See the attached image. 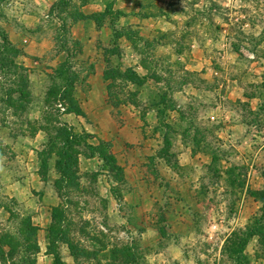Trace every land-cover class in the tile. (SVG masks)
Returning <instances> with one entry per match:
<instances>
[{
  "label": "rangeland",
  "instance_id": "1",
  "mask_svg": "<svg viewBox=\"0 0 264 264\" xmlns=\"http://www.w3.org/2000/svg\"><path fill=\"white\" fill-rule=\"evenodd\" d=\"M22 8L28 12L24 22L35 10L43 17L38 31L33 33L36 35L32 36L35 50L43 53V59L41 64L38 58L33 62L40 66L36 75H43L46 85L35 95L29 91L31 100L42 104L44 128L50 141L59 128V117L68 115L69 111H86L87 104L83 101L86 91L80 84L85 73L91 71L89 57L104 67L105 72L112 69L124 74L126 68L138 64L140 69L136 74L147 79L142 88L120 78L108 83L111 97L108 95V103L105 101L103 107L113 110L119 126L127 122L129 112H137L142 120L150 114L155 116L153 124L145 120L148 127L160 129L165 122L177 126L176 120L183 118L177 108L176 101L182 100L178 93L183 84L192 82L200 97L196 96L194 115L197 117L190 124L196 131L209 134L208 140L203 137L204 140L197 141L203 143L202 148L208 144L211 155L216 157V173L203 182L201 195L192 193L195 187L200 188V182L187 173L186 183L191 185L183 193L187 211L177 204L169 206L170 218L164 215L163 190H159L160 183L153 181V177L152 193L156 196L158 192L159 209L150 215L151 205L136 199L134 203L139 210L133 214L134 210L117 208L109 196L112 187L109 180L106 183L107 180L98 179L99 175L77 170V181L71 188L54 170L55 158H50L48 171H42L40 166L39 175L47 185V195L42 194L46 198L43 204L60 211L63 222L58 230L61 228L68 237L66 244L55 245L59 264H235L233 256L224 252L227 241L233 234L243 238L248 228L259 223L258 236L247 239L245 256L251 264H264V231H261L264 206L259 199L264 192V0H0V22L8 23L6 15L15 18L11 16H16V9ZM79 13L88 14L89 18L104 14L106 18L100 21V27L95 21L83 25L71 18V14L75 17ZM51 42L58 47L62 43L71 53L68 67L73 77H66L67 85L56 83L51 73ZM116 53H122V58L115 59ZM22 62L21 58L17 60L19 66ZM230 76L247 85L248 92L262 100L258 103L261 113L256 116L249 107H233L253 126L246 130V140L242 143L234 140L232 145L221 132L230 111L225 102ZM52 79L55 86L51 88ZM11 82L12 79H5L0 73L3 100H7V91H12ZM188 93L193 91L189 89ZM163 95L170 102L167 120L159 116L160 107L156 106ZM60 104L64 113L58 109ZM205 106L209 109L203 110ZM3 110L0 106L1 116ZM17 118L23 120L25 116ZM3 121L0 117V124ZM142 131L152 134L145 132L144 127ZM168 153L173 156L171 151ZM52 173L56 176L51 177ZM26 209L0 187V235L18 232L20 221L15 222L14 216L28 217L33 224ZM49 230L51 226L38 232L39 254L26 253L27 249L24 247L23 251L21 247L13 259L15 264L27 260L55 264ZM126 250H131L129 260L123 261L119 256L120 260L113 261L112 252ZM78 251H84V257Z\"/></svg>",
  "mask_w": 264,
  "mask_h": 264
},
{
  "label": "crops",
  "instance_id": "2",
  "mask_svg": "<svg viewBox=\"0 0 264 264\" xmlns=\"http://www.w3.org/2000/svg\"><path fill=\"white\" fill-rule=\"evenodd\" d=\"M1 8H5V5ZM16 11V16H11L15 18H10L5 14L8 23L0 22V29L13 46L23 53L20 57L23 60L21 66L29 74V90L35 95L40 89H44L43 87L46 85L44 76L41 74L36 75V69H40V66L37 67V63L33 62L35 58H38L39 60L36 61L41 64L40 59H43V53H37L35 50L36 43L32 39V36L36 35L33 34L34 31H38L42 24L43 17L38 10H35V14L26 20L27 22H24L28 12H25L23 8L19 11L16 9ZM123 14L128 15L125 12ZM84 15L87 16L88 14ZM45 19L47 20V18ZM150 21L152 20L150 19ZM84 23L86 24V22L81 24L84 25ZM78 41L82 43V40ZM1 44L2 40L0 39ZM192 48L194 49V47ZM51 53V73L55 77L56 83H59V85L65 84V77L61 76V70L71 63V53L62 43L58 47L55 42H51ZM118 57L122 58V53L117 54L114 58ZM87 61L91 62L89 65L91 71L85 73L83 82L80 84L86 91V94H83L85 106L87 104L86 111L83 109L82 115L78 116L64 115L61 116L62 119L59 117L60 120L57 126L67 128L76 137L86 135L89 147L99 148L103 144L108 146L110 155L115 158L118 166L123 169L124 182L122 184L115 182L114 178L104 169V162L99 155L88 157L82 152L79 156V171L81 173L98 174V179L103 178L107 180L106 183L109 180L112 185L109 196L119 210L131 209L135 211L133 214H138L139 209H136L134 203L136 199L141 204L151 205L150 215L159 209L158 192L156 196L152 193L151 178L153 177V181H159L160 183L159 190H163L164 215L170 218L168 215L170 211L167 208L176 204L187 211L185 198L183 197L184 191L191 187L190 184L186 183L189 180L187 173L195 177L197 182H200V188L195 187L192 192L197 196L201 195L199 192L203 182L216 173V157L211 155L209 145L205 144L206 149L197 150L191 142L196 137H204L205 140H208L209 134L207 132H197L194 126L191 125L190 131L185 135L187 125L197 117L194 115L195 103L198 102L197 97H200V92L192 85V82L187 83L180 89L178 95L182 97V100L176 101V103L183 119L176 120L177 126L173 131L168 129V122H165L160 129L153 128V126L148 127L145 120L153 124L152 121L155 116L150 114L145 120H142L137 112H129L130 116L126 117L125 120L127 122H124L123 126H119L112 115L113 110L104 109L103 107L105 101L106 104L108 103V83L104 80L105 69L89 57ZM126 69H134L137 72L140 67L138 64H134V66ZM71 75L70 73L69 78L73 77ZM86 75L88 76L86 77ZM227 81L225 102L229 105L230 111L221 132L232 145L235 142L234 140H240L241 143L242 140H246V130L253 126L248 123V119L243 113H237L233 107H236L235 105L249 107L251 113L256 116L257 113H261V106H258V103L262 100L257 95L248 92V86L238 79L231 77ZM257 85L258 83H256ZM54 86L55 82L52 79L51 88ZM77 86L75 85V87ZM189 89L193 91V94L188 93ZM63 90H66V87H63ZM208 109L207 106L203 108V110ZM24 116L25 118L20 120L15 117L13 111H8L2 116L0 114V117L4 120V123L0 124V187L8 190L11 198L22 208H27L25 211L32 217L34 226L44 232L51 226L53 211L56 208L51 207L50 209L43 204L46 198L42 197V194H45L47 185L39 176L41 166L39 154L45 151L49 144V135L44 128L45 116L42 104L31 100V103L27 105ZM167 118L164 119L167 120ZM180 125H182V129L178 128ZM142 127H144L145 132L149 131L150 133L152 131V134L146 135L144 131L142 133ZM167 134L171 139V153L173 156L166 155L162 158L159 153L164 149V138ZM53 136H56V133ZM157 138L163 141H157ZM225 148L230 149L231 147L225 146ZM240 151H242V147ZM54 162L56 161L54 160ZM55 176V173H52L51 177ZM118 193L121 195L117 196V199L113 198ZM137 205L141 206L140 204ZM133 217L136 216L133 215Z\"/></svg>",
  "mask_w": 264,
  "mask_h": 264
},
{
  "label": "trees",
  "instance_id": "3",
  "mask_svg": "<svg viewBox=\"0 0 264 264\" xmlns=\"http://www.w3.org/2000/svg\"><path fill=\"white\" fill-rule=\"evenodd\" d=\"M59 7V6H58ZM55 7L54 8H58ZM122 16V14H121ZM71 18L74 19L75 23L79 22H88V21H95V23L100 27V21H103L106 18V15H102L100 17L98 16H92L87 17L83 14H71ZM0 39L2 40V44L0 45V73L3 78H10L13 82H11L10 87L12 91H7L6 98L7 100H3V90L0 88V106L4 107V114L8 111H13L15 113V117L18 115H24V113L27 110V105L31 103V94L29 91V75L27 70L19 66L17 64V60L22 57V52L17 50L13 44L8 40L7 36L1 31L0 29ZM117 53L115 54V56ZM68 66H65L61 70V76L69 77ZM146 72V69H145ZM125 79L129 82V84L133 85V87L142 88L145 86L147 79L141 78L136 74V72L133 69H127L124 74L122 72L120 73L118 70H107L104 73V80L107 83H110L116 79ZM150 79V78H149ZM189 83V82H188ZM187 84V83H186ZM183 84V85H186ZM14 88V89H13ZM181 89V88H180ZM109 98L111 97V86L107 87ZM13 96H17L18 99L13 98ZM6 101V102H5ZM170 106V102L167 96H162L159 100V102L156 104L157 107H160L159 110V116L162 119H166L168 115L167 113V107ZM75 114V115H82L81 112L77 111V113L68 112V115ZM183 116V115H182ZM22 118V117H21ZM183 119V118H181ZM168 129L173 131L176 129V126H174L172 123L168 122ZM186 133L190 131L191 124L187 125ZM178 128L182 129V125L178 126ZM198 132V130H197ZM200 132V131H199ZM56 136L51 137V141L49 139V144L45 151H43L41 154H39V160L41 169L45 171H48V164L47 162L49 159L55 157L54 162V170L57 172V174L60 175V179H63L66 186H69L71 188L75 187L76 183V172L79 170V156L81 153H85L88 157L99 155L101 160L104 162V169L108 171V173L114 178L116 183L122 184L124 182V172L121 167L118 166L117 161L113 156L109 153V147L105 146L104 144L100 146L99 148H92L89 147L87 144L86 137L80 136H74L72 133L68 131L67 128H57L55 130ZM199 136V134H197ZM188 139V138H186ZM197 139H202L196 137L191 140V142L194 144L195 148L198 150L202 149L201 143L197 141ZM171 139L169 134H167L164 138V149L159 153L160 157L164 158L168 152L171 151ZM205 148V147H203ZM206 149V148H205ZM73 156V158H72ZM168 156V155H167ZM43 158V159H42ZM42 162V164H41ZM40 173V172H39ZM41 176V175H39ZM95 177H98V174H95ZM81 180V179H79ZM78 180V183H79ZM59 185V184H58ZM56 185V187H58ZM261 203L264 206V192L262 193L261 197L259 198ZM10 217H12V214L9 213ZM62 215L58 209H55L53 211L52 215V224H51V230H49V236L51 235V257L54 258L55 264H59L58 258L56 257V251L55 245L59 242L65 243L68 241L67 234H65L61 228L60 230L58 226L62 224ZM14 221L18 222L20 221L19 230L18 232L13 235L9 233H4L0 235V264H15L14 258L16 257L17 252L20 250L27 253L31 252L32 254H39V247L37 244V235L40 230L36 228L30 218H20L18 216H14ZM261 223L257 224V226L260 228ZM257 226H254L252 228H248L246 232L244 233V239L237 237L236 234H233L231 238L226 243L225 246V253L230 257V255L233 256V260L235 264H251L248 258L245 256V249L247 247V239L254 238L258 236ZM261 231H264V226L261 227ZM51 231V232H50ZM1 233V232H0ZM243 236V235H242ZM241 236V237H242ZM27 239V240H26ZM20 240H23V244L20 243ZM66 244V243H65ZM27 245V246H25ZM70 251H72L70 249ZM81 257H84L85 252L84 251H78L77 252ZM131 250H126L122 252L114 251L111 253V256L113 258V261L117 262L115 259H119V256H122V260L124 259L129 260L132 256L130 255ZM232 260V258H231ZM23 264H37L35 260H27L24 261ZM125 264H127L125 262Z\"/></svg>",
  "mask_w": 264,
  "mask_h": 264
},
{
  "label": "built area",
  "instance_id": "4",
  "mask_svg": "<svg viewBox=\"0 0 264 264\" xmlns=\"http://www.w3.org/2000/svg\"><path fill=\"white\" fill-rule=\"evenodd\" d=\"M58 109H59V111H61L62 113L65 112V110H64V108H63V106H62L61 104L58 106Z\"/></svg>",
  "mask_w": 264,
  "mask_h": 264
}]
</instances>
